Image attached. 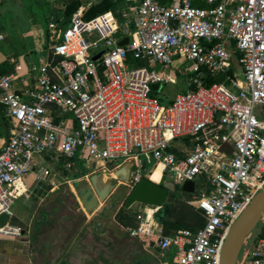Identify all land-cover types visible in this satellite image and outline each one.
Returning <instances> with one entry per match:
<instances>
[{
    "label": "built area",
    "instance_id": "obj_1",
    "mask_svg": "<svg viewBox=\"0 0 264 264\" xmlns=\"http://www.w3.org/2000/svg\"><path fill=\"white\" fill-rule=\"evenodd\" d=\"M123 2L120 12L131 18L122 33L112 11L85 19L83 5L73 14L37 69L32 100L15 90L13 75L0 76V102L12 123L0 153V216H10L0 237L23 236L12 207L26 175L50 174L42 154L108 170L131 161L133 184L161 166L156 182L199 180L211 189L190 200L205 213L198 230L166 234L150 210L130 234L155 237L163 253L174 249L173 264H219L228 228L264 185V0ZM49 28L55 32L57 23ZM234 51L241 75L228 77L229 86L205 85L204 71H226ZM130 55L145 64L131 68ZM155 63L163 69L151 68ZM187 72L194 76L186 92L168 103L152 95L153 84H176L175 73ZM242 264H264V236L252 238Z\"/></svg>",
    "mask_w": 264,
    "mask_h": 264
},
{
    "label": "crops",
    "instance_id": "obj_2",
    "mask_svg": "<svg viewBox=\"0 0 264 264\" xmlns=\"http://www.w3.org/2000/svg\"><path fill=\"white\" fill-rule=\"evenodd\" d=\"M62 8L61 0H0V33L3 35V38L0 39V64L8 60L17 66L16 72L5 74L13 75L15 90L26 100L34 98L37 90V69L43 62L51 58L53 40L61 36L63 28H58V23L55 32L48 29L47 26L51 21H54L52 10ZM163 97L168 102L173 98L164 95ZM11 129L12 123L0 102V148L4 144L6 134H10ZM62 157L50 152L42 154L38 160L41 165L49 169L50 174L40 179L36 173L31 172L19 184L23 193L16 200H21L24 211L12 214L11 221L21 226L24 229V234L19 238L0 237V264H97L94 250L97 239L107 240V245L111 246L112 235L106 230V221L108 220L104 214H99L100 211L88 214L83 208H78L79 219L78 216L67 218L55 214L60 201V183L56 170ZM45 161L48 165L44 163ZM73 161L82 162L83 160ZM49 163L54 165L56 170L51 169ZM70 163L68 162V164ZM83 167L89 170L88 172L100 170H90L85 163H83ZM54 171L56 173L52 175ZM140 204L145 207H153L148 204ZM102 205L103 202L101 207ZM158 208L160 210V207ZM150 210L154 209H149L146 216ZM159 210L157 212L154 210V220L163 228V221L156 218ZM82 214L86 216V219H83ZM63 222L72 224V228L68 232H65ZM100 223L101 226L98 227L97 225ZM58 224L63 225V228L60 229L62 232L58 233L57 246L52 245L50 240L46 241L41 247L46 257L41 263L36 261L34 256L40 249L38 246L39 237L55 235L56 232H52L53 226H58ZM128 228L134 227L125 228L127 235L132 238L140 237L146 247L154 248L153 250L158 253L159 260L153 259L152 254L148 264H171L164 261L171 251L163 253L157 246L155 237L144 234L132 236ZM114 234L119 235L118 237L122 239L126 237L124 233L119 234L118 231ZM54 250H56L57 256L51 259L50 253Z\"/></svg>",
    "mask_w": 264,
    "mask_h": 264
},
{
    "label": "rangeland",
    "instance_id": "obj_3",
    "mask_svg": "<svg viewBox=\"0 0 264 264\" xmlns=\"http://www.w3.org/2000/svg\"><path fill=\"white\" fill-rule=\"evenodd\" d=\"M121 4L123 5L124 2L121 0ZM47 25V24H46ZM49 29V25L47 26ZM58 38H55L54 40H57ZM53 40V42H54ZM98 54H101L98 53ZM97 54V55H98ZM96 55V56H97ZM95 56V58H96ZM138 66L136 64L130 65V67H135ZM184 68L186 66H183ZM151 68H155L157 70H162L163 66L160 63H155L154 65L151 66ZM237 72L239 75H241L242 70L240 67L237 68ZM177 83L176 84H162V89L159 91V94L161 96H169V97H174L177 93H182L186 92L188 90L187 87V81L185 77H177ZM66 117L69 120L73 119V114L71 112L66 113ZM83 162V161H82ZM76 162L73 161L70 164H68L65 161L60 160L58 162L59 167L57 166V170L55 169L54 165H51V169L56 170L58 172L57 179L59 181V188H60V201L58 204V209L56 210L55 214L58 216H65L67 218H74L78 216L79 219V212L78 208H83L78 195L74 189L73 182L77 179H82V178H87L90 176L92 171L88 172L87 174H84V170H87L83 167V163H85L86 167L90 170L96 169L99 164L97 162ZM46 165L48 163L45 161L44 162ZM161 169L162 167L159 166L158 168L155 169V171L151 175V179L153 178L155 181H159L161 178ZM89 171V170H87ZM55 171L52 172V175H55ZM51 175V176H52ZM50 176V177H51ZM161 183V182H160ZM133 183H123L119 182L117 187L114 189V191L111 193V195L103 202V205L99 211H102L103 214L107 217L106 221V230H108L109 234L112 235L111 239V246L107 245L108 242L107 240L104 241L100 240L99 238L97 239V242L95 243V253H96V259H97V264H148L150 261V258L153 254V259L155 258L156 260H159L158 253L154 251V248L146 247L143 242L141 241L140 237L138 238H132L129 235L125 233V228L126 227H136L139 225L141 220L146 216L148 213L149 209H154L156 212L159 210L157 207H145L144 205L140 203H134L132 206L128 207L125 212L127 214H133L135 217V224L131 226H124L122 227L121 223L117 221L116 214L118 211L122 208L124 204L125 197L127 196L128 192L132 188ZM197 186L199 188L200 182L198 180ZM181 187V185H180ZM38 196V194H37ZM168 201L171 202V198H168ZM112 206V207H110ZM177 206V212L180 214L183 211H190L192 210V206L190 203V200H187L186 197L181 193L178 197V201L176 203ZM84 210V209H83ZM13 214L15 215L16 212H23V204L21 203V200H16L13 207H12ZM21 215V214H20ZM77 222V221H76ZM64 224V229L65 232L69 231L72 228L71 223H62ZM63 225L53 226V231L56 232L55 235L50 236H41L39 237L38 240V246H39V251L38 254L35 255V260L38 262H43L45 259L46 255L43 253L41 250V247L44 245V243L50 240V243L54 246H57L58 243V233H61L60 231ZM98 227L101 226V223L97 225ZM261 225L258 227V229L254 232L253 235H257L259 230H260ZM104 228V227H103ZM58 231V232H57ZM116 231L119 232V234L124 233L126 235L125 238H119L117 234H114ZM127 231V230H126ZM110 243V242H109ZM173 254H174V249L171 250V254L167 255L164 258V261H168L169 263L173 264ZM57 256L56 250L50 253L51 259L55 258ZM153 264V263H152Z\"/></svg>",
    "mask_w": 264,
    "mask_h": 264
},
{
    "label": "water",
    "instance_id": "obj_4",
    "mask_svg": "<svg viewBox=\"0 0 264 264\" xmlns=\"http://www.w3.org/2000/svg\"><path fill=\"white\" fill-rule=\"evenodd\" d=\"M128 41L129 37L126 36L118 44L125 46ZM100 56L101 54H98L96 59ZM8 140L9 134L7 133L0 153L6 147ZM132 170L133 163L130 161L119 168L100 169L87 178L75 180L73 186L83 209L88 214L99 211L101 203L111 195L119 182H130ZM181 190L185 193H194L195 182L193 180L185 181L181 185ZM168 193L167 186L148 177H142L133 184L125 197L124 205L130 207L134 203H143L158 206L160 210L156 214V218L162 222L170 211V206L165 204ZM99 214L103 215V212L100 211ZM8 220H10L9 215L0 216L1 225ZM262 224H264V185L228 228L222 244L219 264H242L246 250L249 248L252 238L256 236L253 234Z\"/></svg>",
    "mask_w": 264,
    "mask_h": 264
},
{
    "label": "trees",
    "instance_id": "obj_5",
    "mask_svg": "<svg viewBox=\"0 0 264 264\" xmlns=\"http://www.w3.org/2000/svg\"><path fill=\"white\" fill-rule=\"evenodd\" d=\"M61 1L63 4V8L58 10L55 9L52 10L54 21L58 23V28L60 29L70 24L73 14L79 9L80 6L83 5L85 7L83 10V17L85 19H90L106 11L114 12L119 19L118 33H122V31L126 28V22L131 18L130 16H123L122 13L120 12V8L122 6L121 0H97L92 3H87L86 0H61ZM129 28L130 30H133V26L131 24ZM238 58H239V53L237 51H234L233 56L231 58L232 60L231 66L228 67L226 71L221 72L219 74H210V72L205 70L203 75V80L205 85L209 86L214 82H221L229 86L230 82L228 77H235L236 73H238L237 68L238 67L241 68L238 62ZM129 63L131 65L134 64L143 65L145 64V61L142 59H137V60L133 59V57L130 55ZM16 70H17V66L11 64L8 60L0 64L1 75L5 73H14L16 72ZM175 75L177 77L179 76L185 77L187 82L192 76H194L190 72H187L184 75L175 73ZM162 87H163L162 84L159 83L153 84L152 95L159 96L160 100L163 103H168V101L163 96H161V94H159V91L162 89ZM187 87L189 89L192 86L191 85L188 86L187 84ZM60 160L65 161L67 163L73 161L72 158H65V157H62ZM87 173L88 171L84 170V174ZM160 184L165 185L169 188V193L165 204L170 206V211L162 223L165 233L173 234L180 229H190L196 231L204 226L206 218H205V213L201 209L191 205L192 206L191 212L183 211L180 214H178L176 203L181 193H183V195L186 197L187 200H193L199 198L202 192L209 193V190L211 188L207 182H203L199 186V188L197 187V190L194 193L182 192L179 184H175L174 182L170 181L167 178L163 179ZM168 198H171V202L168 201ZM127 208L128 207H126L123 204L122 208L116 214L117 221H119V223H121L122 226H131L135 224L134 215L127 214L125 212ZM81 216H83V219H86V216L84 214H82ZM257 236H264V224L261 225Z\"/></svg>",
    "mask_w": 264,
    "mask_h": 264
},
{
    "label": "bare ground",
    "instance_id": "obj_6",
    "mask_svg": "<svg viewBox=\"0 0 264 264\" xmlns=\"http://www.w3.org/2000/svg\"><path fill=\"white\" fill-rule=\"evenodd\" d=\"M161 173H162V169H161ZM153 180V179H152ZM153 181H155V180H153ZM156 182V181H155Z\"/></svg>",
    "mask_w": 264,
    "mask_h": 264
}]
</instances>
